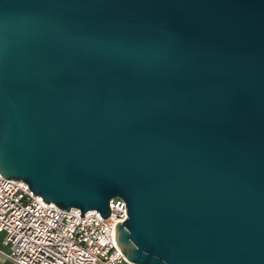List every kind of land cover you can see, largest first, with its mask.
Segmentation results:
<instances>
[{
    "label": "water",
    "instance_id": "obj_1",
    "mask_svg": "<svg viewBox=\"0 0 264 264\" xmlns=\"http://www.w3.org/2000/svg\"><path fill=\"white\" fill-rule=\"evenodd\" d=\"M0 176L123 200L132 264H264V0H0Z\"/></svg>",
    "mask_w": 264,
    "mask_h": 264
},
{
    "label": "built area",
    "instance_id": "obj_2",
    "mask_svg": "<svg viewBox=\"0 0 264 264\" xmlns=\"http://www.w3.org/2000/svg\"><path fill=\"white\" fill-rule=\"evenodd\" d=\"M22 181L0 176V259L12 264H124L114 240L127 219L123 200L109 202L110 214L69 211L46 204Z\"/></svg>",
    "mask_w": 264,
    "mask_h": 264
},
{
    "label": "rangeland",
    "instance_id": "obj_3",
    "mask_svg": "<svg viewBox=\"0 0 264 264\" xmlns=\"http://www.w3.org/2000/svg\"><path fill=\"white\" fill-rule=\"evenodd\" d=\"M0 264H12V263H10V262L7 261V260L0 259ZM124 264H128V263H124Z\"/></svg>",
    "mask_w": 264,
    "mask_h": 264
},
{
    "label": "bare ground",
    "instance_id": "obj_4",
    "mask_svg": "<svg viewBox=\"0 0 264 264\" xmlns=\"http://www.w3.org/2000/svg\"><path fill=\"white\" fill-rule=\"evenodd\" d=\"M127 263H128V264H132V263H130V262H128V261H127Z\"/></svg>",
    "mask_w": 264,
    "mask_h": 264
}]
</instances>
